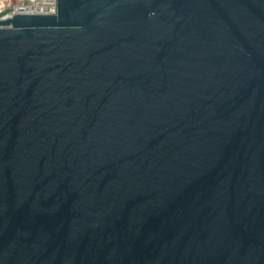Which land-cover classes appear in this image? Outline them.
<instances>
[{
	"label": "water",
	"instance_id": "95a60500",
	"mask_svg": "<svg viewBox=\"0 0 264 264\" xmlns=\"http://www.w3.org/2000/svg\"><path fill=\"white\" fill-rule=\"evenodd\" d=\"M0 264H264V0L0 20Z\"/></svg>",
	"mask_w": 264,
	"mask_h": 264
},
{
	"label": "built area",
	"instance_id": "2783aa9c",
	"mask_svg": "<svg viewBox=\"0 0 264 264\" xmlns=\"http://www.w3.org/2000/svg\"><path fill=\"white\" fill-rule=\"evenodd\" d=\"M56 0H0V20L14 14H55Z\"/></svg>",
	"mask_w": 264,
	"mask_h": 264
}]
</instances>
